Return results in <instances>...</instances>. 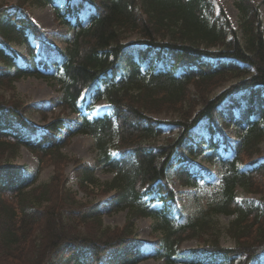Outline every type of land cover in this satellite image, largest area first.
<instances>
[{"label": "trees", "instance_id": "1", "mask_svg": "<svg viewBox=\"0 0 264 264\" xmlns=\"http://www.w3.org/2000/svg\"><path fill=\"white\" fill-rule=\"evenodd\" d=\"M61 1L0 3V90L25 76L49 79L60 94L47 102L75 114L38 126L27 115L35 104L0 95V264H264L258 4L233 0V27L217 0ZM25 3L52 6L66 27L64 48L37 50L33 41L45 40V30ZM13 44L25 49L27 62ZM100 100L106 108L96 113ZM230 125L235 139L223 131ZM75 133L90 136L95 151L93 166L76 168L80 182L110 194L107 212L126 210L122 226L104 225L100 202L78 200L67 187L62 148ZM21 146L36 155L33 173L13 162ZM195 157L216 165V181H204L212 170ZM47 163L53 173L37 182ZM97 167L112 176L99 181ZM171 177L186 188L206 184L204 204L180 209ZM240 190L260 196L241 197ZM222 214L232 216L224 230L233 247L219 242ZM143 216L158 233L148 250L132 220ZM195 236L204 243L182 247Z\"/></svg>", "mask_w": 264, "mask_h": 264}, {"label": "rangeland", "instance_id": "2", "mask_svg": "<svg viewBox=\"0 0 264 264\" xmlns=\"http://www.w3.org/2000/svg\"><path fill=\"white\" fill-rule=\"evenodd\" d=\"M19 0H0L8 4H14ZM258 4V9L260 11L261 18L264 20V0H254ZM61 0H57V3H61ZM24 5V4H23ZM218 5H222L224 14L227 16L228 20L231 22L232 26L237 25V10L233 5V0H217L216 8ZM30 12L32 19L43 28L46 32L44 33V39L46 41H38L37 39L33 41V44L37 46L45 55H49L56 52L58 49H62L65 46V40H67V34L65 32L66 27L58 23L54 18L52 12V7L50 4L45 6H37L30 3H25L24 5ZM13 48L18 51V56L23 60L27 61V54L25 49L21 45L13 44ZM10 94V96H9ZM60 94L59 86L56 82L49 79L36 78L34 76L21 77L14 82V87L10 89V86L6 87V91L0 90V95L6 99L17 98L25 102V104H35L37 106L34 110H29L27 112L28 119H30L34 124L42 126L45 121H48L52 116L59 115L65 119L74 120L75 114L69 112L67 109L61 107V105H50L47 101L53 97ZM98 106L94 109L100 110L99 113L106 108V104L100 100L97 104ZM73 127V125L71 124ZM64 127L62 128V131ZM200 128L196 129L199 132ZM223 131L225 134L231 138L235 139L234 131L232 125L224 127ZM197 138V136H195ZM260 156H264V140L260 143ZM65 154V162L63 164V172L67 176V187L75 194L78 200L84 201L86 199H93L100 202V206L103 210L101 220L104 225L109 226H122L127 217L126 210H118L114 212H107V199L109 193H105L101 188L92 186L91 184H83L79 180V172H76V168L80 169L81 165H94L95 151L92 145V139L90 136L83 133H75L70 136L69 142L62 148ZM37 158L36 155L24 146H21L16 156L13 158V162L20 165L22 169L27 173H33L37 168ZM194 161L198 164L208 167L212 170L211 177H206L211 181H216L219 177V173L216 172V165L209 163L203 157H195ZM55 167L52 163L44 164L38 175L37 182L47 181L51 173H53ZM93 175L99 181L108 180L111 176V172H104L100 168L93 169ZM172 178L173 188L177 190L179 196V208L184 212H194L198 206L203 205L205 202V187L206 184L200 183L198 187L186 188L181 186L174 177ZM239 196L257 198L260 195L258 193H246L239 191ZM232 216L228 215H218L216 217V223L218 229V239L221 245L233 247L235 245L234 240L225 233L224 227L227 225L228 221ZM136 230L138 233V238L146 242L145 248L148 250L150 248L149 243H151L158 235L156 231L152 229V219L148 216L135 217L132 218ZM207 238V235H204ZM202 237H191L186 238L182 242V247L189 248L204 243ZM137 264H166L162 259L146 258L139 261ZM181 264V263H175Z\"/></svg>", "mask_w": 264, "mask_h": 264}]
</instances>
